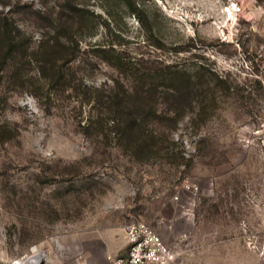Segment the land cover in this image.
<instances>
[{
    "label": "rangeland",
    "instance_id": "1",
    "mask_svg": "<svg viewBox=\"0 0 264 264\" xmlns=\"http://www.w3.org/2000/svg\"><path fill=\"white\" fill-rule=\"evenodd\" d=\"M0 25V264H112L132 221L170 264H264V0H0Z\"/></svg>",
    "mask_w": 264,
    "mask_h": 264
},
{
    "label": "trees",
    "instance_id": "2",
    "mask_svg": "<svg viewBox=\"0 0 264 264\" xmlns=\"http://www.w3.org/2000/svg\"><path fill=\"white\" fill-rule=\"evenodd\" d=\"M58 39L59 38H57L56 40H58ZM70 39H67L65 37L64 42L66 44H68L71 41ZM57 43H59V42H57ZM0 48H2L4 50L7 58L9 56H12V54L19 49V42L16 40V37H14L12 35V32L7 30V28L4 27V25L0 29ZM109 51L116 54L114 56V59H115L114 62L119 66V68H124V67L127 68L129 64H132L129 61L130 58L124 57L123 51H121V52L117 51L116 52V50L114 48H110L108 50L99 48L98 52H100V54H102V55H104V54L106 55ZM166 88L170 89V87H166ZM170 90L175 93V94L173 93V98L176 102H177V100H179V98H182L183 101L186 102V104L191 105V101H192V99L190 97L191 96L190 95L191 94V92H190L191 88L188 87V85L180 84L179 86L173 87ZM140 91H141V89H134L135 93H141ZM105 104H107V106L110 109H115V110H117V112H119L121 114L118 121L115 122V124L117 125V129L119 130V133L121 135H123L124 137H126L128 139H133L135 141H137V139L145 137V132L141 128L140 124L145 122V115L146 114L150 113V114L155 115L156 111H154L152 108H149L150 111L146 112L144 114L138 113L136 111L135 112L129 111V109H127V108L130 107V105H128L123 100L117 99L116 95L114 97H112V96L109 97L107 99V101L105 102ZM176 104L178 105L179 103L177 102ZM142 106L147 107L148 105L142 104Z\"/></svg>",
    "mask_w": 264,
    "mask_h": 264
},
{
    "label": "built area",
    "instance_id": "3",
    "mask_svg": "<svg viewBox=\"0 0 264 264\" xmlns=\"http://www.w3.org/2000/svg\"><path fill=\"white\" fill-rule=\"evenodd\" d=\"M124 234L128 246L126 257H108L112 264H170L173 261V253L146 223L132 221L124 228Z\"/></svg>",
    "mask_w": 264,
    "mask_h": 264
},
{
    "label": "bare ground",
    "instance_id": "4",
    "mask_svg": "<svg viewBox=\"0 0 264 264\" xmlns=\"http://www.w3.org/2000/svg\"><path fill=\"white\" fill-rule=\"evenodd\" d=\"M43 260L44 256L34 248L31 256L14 260L11 264H42Z\"/></svg>",
    "mask_w": 264,
    "mask_h": 264
},
{
    "label": "crops",
    "instance_id": "5",
    "mask_svg": "<svg viewBox=\"0 0 264 264\" xmlns=\"http://www.w3.org/2000/svg\"><path fill=\"white\" fill-rule=\"evenodd\" d=\"M111 252H114L113 249L111 250Z\"/></svg>",
    "mask_w": 264,
    "mask_h": 264
}]
</instances>
